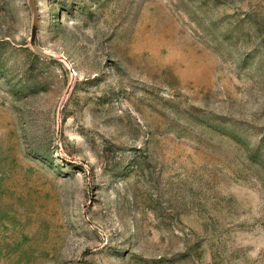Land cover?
I'll return each instance as SVG.
<instances>
[{"label":"rangeland","instance_id":"rangeland-1","mask_svg":"<svg viewBox=\"0 0 264 264\" xmlns=\"http://www.w3.org/2000/svg\"><path fill=\"white\" fill-rule=\"evenodd\" d=\"M33 2L0 0V264H264V0Z\"/></svg>","mask_w":264,"mask_h":264},{"label":"water","instance_id":"water-1","mask_svg":"<svg viewBox=\"0 0 264 264\" xmlns=\"http://www.w3.org/2000/svg\"><path fill=\"white\" fill-rule=\"evenodd\" d=\"M29 2H30L31 6L33 8V13H34V28H35V26H36V20H37V9H36V6H35L33 0H29ZM34 30L32 32V38H33V35H34ZM32 38H31V40H32Z\"/></svg>","mask_w":264,"mask_h":264}]
</instances>
